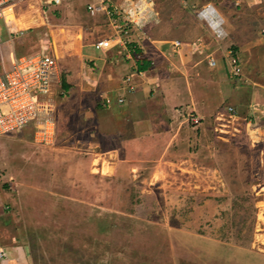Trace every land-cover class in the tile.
<instances>
[{"label":"rangeland","instance_id":"obj_1","mask_svg":"<svg viewBox=\"0 0 264 264\" xmlns=\"http://www.w3.org/2000/svg\"><path fill=\"white\" fill-rule=\"evenodd\" d=\"M99 1L71 0L60 9L27 3L19 18L7 20L16 30L15 19L37 22L12 38L0 19V74L13 56L41 51L58 57L59 73L53 143L38 144L29 125L0 137L3 240L12 244L14 237L23 244L29 264H264V0H115L124 9L138 8L137 26L125 14L113 16L128 25L124 46L156 49L163 56L162 45L175 40L177 47L192 38L198 43L195 52L208 57L204 76L209 70L218 73L214 79L185 75L190 96L198 87L212 92L202 100L207 113L190 143L196 154L185 158L162 153L165 140L154 146L123 140L122 145L118 131L108 129L109 121L113 128L118 122L115 108L145 113L148 106L137 91L141 77L119 72L129 61L122 43L103 51L93 46L118 36L109 15L87 9ZM208 4L225 19L224 40L198 18ZM189 53L168 52L170 60L163 56L169 62L163 87L169 92H176L170 75L177 82L192 69L184 62ZM233 54L242 65L238 78L230 76L227 65ZM217 57L225 60L224 67L220 61L216 68L208 65ZM64 78L69 91L62 88ZM184 82L178 83L176 101L175 95L171 99L188 112ZM120 90L127 91L124 104L98 103L99 95L114 99ZM188 113L198 116L196 110Z\"/></svg>","mask_w":264,"mask_h":264},{"label":"built area","instance_id":"obj_2","mask_svg":"<svg viewBox=\"0 0 264 264\" xmlns=\"http://www.w3.org/2000/svg\"><path fill=\"white\" fill-rule=\"evenodd\" d=\"M0 0V19L3 20L6 28V18L14 15L19 18L18 11L27 3L35 2L43 4L50 9H60L71 0ZM87 9L92 15L105 12L109 15L112 27L117 29L118 36L115 39L107 38L95 43L96 50H109L116 44H127L123 41V36H127L128 25H119L114 15H127L125 18L134 26L138 23L133 19L137 14V7L124 9L115 2V0H100L98 4H89ZM123 9V12L121 11ZM139 10L140 7H139ZM198 18L204 21L211 29L215 38L219 41L228 36L226 22L215 6L208 4L198 12ZM126 25V26H125ZM124 26V27H123ZM8 31V29H7ZM9 33V31H8ZM14 35H23L21 29L17 33H9L10 38ZM3 42L0 36V43ZM13 42V41H12ZM58 57L51 52L41 51L21 56H13L9 68L3 74H0V137L11 135L17 131L25 129L26 126H32L35 132V141L38 144H51L56 137V122L53 118L54 113V95L55 87L59 84ZM209 64L216 65L215 59L211 58ZM230 67L231 77H240L243 74L242 65L239 57L227 59ZM130 81V78L127 79ZM98 103L104 107L112 106L114 99L105 95L99 96ZM123 98L117 100L118 104L124 103ZM232 114H236L234 108H228ZM199 126L202 122L201 117L191 114L188 122ZM5 252L0 251V258L5 257Z\"/></svg>","mask_w":264,"mask_h":264},{"label":"crops","instance_id":"obj_3","mask_svg":"<svg viewBox=\"0 0 264 264\" xmlns=\"http://www.w3.org/2000/svg\"><path fill=\"white\" fill-rule=\"evenodd\" d=\"M189 39H190L189 42H186L185 39H183L182 41H179V45H177V47L182 46V48L176 47L175 42H174L175 40L171 41V43L168 45H162L161 46L162 51H165V52H162V51L161 52L164 53L163 56H165L167 59H169L168 52H173V51L176 52V50H178L179 54L181 56H183L182 55L183 53L188 54L189 52L193 51V53H189L188 57L185 56L184 62H189L188 66L190 68H192V69L188 70V74L180 75L181 76L180 80L177 82H176V75H170L171 79H173V80H171V82L173 83V85H176L175 86L176 92H169L167 86L163 87V84L166 83V77H165L164 73H162V71H164L163 70L164 65L166 64V66H167L169 62L165 61L164 57L160 54L159 50H156V49L153 50V49L149 48L147 50L141 51V49H139L141 53L139 51H138L139 52L138 53V52H136L137 49L135 48V47H137V45L133 46L135 49L132 47L130 49V48H128L127 45L126 46L121 45V46H123L121 48L122 55L124 54L125 57L127 58V60H129V61H128V63L119 66V68H120L119 72L127 73V71H130V72H128V75L132 74V77L139 75L141 77L142 82L140 84V88L137 89V91L139 90V92L143 95L144 106H145V104H147V106H148V110H146L145 113L139 111L137 108H134L133 110H130V111L125 112L123 114L121 112H118V110H120V109L116 110V108H115V110L112 111L113 115L116 112V116H119V115L120 116L116 117L118 122H117L115 128H113V126H111V121H109L110 123L108 122L109 123L108 129L110 131L115 130V129H116V131H118V134H119L118 137H120V141H121L122 145H124L126 142L123 140H127V141L133 140V142H136V143L140 142L143 145H148L151 143V144H153V146L156 145L157 141H158V143H160L162 140H165L166 142L163 145H161V152L162 153H167V154H169V156H173L174 158H176V157H178V158L184 157L185 158V157L191 156V153L194 149H192V145H190V143L193 142V138H195V140H196L198 137H197V134L195 135V129L190 126V124L188 123V119L184 118V116H185V113L189 112V110L192 112L194 110H196V113L198 114V116L203 119L205 114L207 113V111H205L206 106L204 105V103L202 105V100H203L204 96H209V94L212 96V92L210 91L209 93H205L202 91L203 87H200V88L198 87L197 90H198L199 94L197 93V95H195L194 97H193V94H192V96H190V94H189L190 91H187L188 87H187V83H186V79H187L186 77L195 78L198 76H202L205 79L209 75L208 76L209 78L213 77V79H214V78H218V73L214 72V71L211 72L209 70V72H207L209 74H207V76H204V75H206V74H203L205 71V68H206L204 66V63L206 62L208 57L206 59V57L203 55V52L201 50L196 51L197 52L196 53L195 52L196 49H194V47H197L198 43H195V40H193L192 38H189ZM172 43H174V45ZM138 59H147L148 61H150L152 63L151 68L145 72L137 71ZM160 60H161V62L163 61V64L160 62ZM181 61H182V57H179L178 62H179L180 66H181ZM215 61H216L215 66H211L208 63L207 64L209 66H211L212 68H216L217 66H219L218 64L220 61L223 64L222 67L225 66V60H220L219 57H217V59H215ZM155 63H156V66H155ZM170 70H172V69H170ZM169 73H170V71H169ZM125 75H127V74H125ZM153 75H155V77H157V78L153 77ZM185 75H186V77H185ZM146 76H150V77L148 79H146ZM151 76H152V78H151ZM116 77L119 78L118 75ZM159 77H162V78L160 79ZM181 80L185 81L184 85L186 87V95H188V100H189L188 105L186 106V109H188L187 110L188 112H185V109H183V105L181 102L177 105L174 102V101H176V95L179 93L178 87H180V86L178 85V83ZM67 83L70 84L69 81H67ZM158 83H160V84L158 85ZM209 85L211 87V84H209ZM211 88H213V87H211ZM213 90L219 91L218 88H213ZM104 91L108 92L109 90L105 89ZM127 91H130L132 93V92H135L136 89L134 91L133 90H127ZM127 91H125V90L119 91L118 97L114 98V100H115L114 105H119V106L121 105V104H118L116 102L119 99V96L125 97L124 93ZM156 91H158V92L156 93ZM220 93L222 95L223 92L221 91ZM101 95H99V96H101ZM174 95H175V98H173ZM211 96H209V97H211ZM171 97L174 99V101L171 99ZM137 98H138L137 95L134 96L133 98L130 99V102H132V100L134 101ZM83 99H85V96L83 97ZM192 99H194V101H197V102H194V104H198V106L193 107ZM125 102H127L126 97H125ZM79 104L82 106L81 103H79ZM139 104H140V101H139ZM83 106L85 109L86 104H84ZM179 109H180V111H178ZM212 110H214V109H212ZM208 112H210V111H208ZM139 113L141 114V117L139 116V118H134V119L132 118V117L136 116V114L140 115ZM97 114H98L97 111L94 112V116H96ZM190 114H194V113H190ZM143 119H144V121H142ZM132 120H133L134 124L131 123ZM123 121L127 122V124L122 123ZM128 122L131 123L132 125H129ZM106 123H105V125H107ZM124 130L127 131L128 134L120 135V132H122V131L124 132ZM188 135H189V138H187ZM191 135H192V137H191ZM177 138H178V141H176V144L172 143V142H174V139H177ZM142 150H146V149H142ZM142 150H140V151H142ZM193 152H194V154H196L195 151H193ZM1 214L2 213L0 212V215ZM1 225L2 224H1V220H0V251H4L7 256L5 255L6 258H0V264H29L28 254H27L25 247L22 246L23 244H21L14 237L12 239V244H8L7 242H5L3 240V234L1 232Z\"/></svg>","mask_w":264,"mask_h":264},{"label":"trees","instance_id":"obj_4","mask_svg":"<svg viewBox=\"0 0 264 264\" xmlns=\"http://www.w3.org/2000/svg\"><path fill=\"white\" fill-rule=\"evenodd\" d=\"M130 47H132L131 44H130ZM136 52H138V50H137ZM139 52H140V51H139ZM139 52H138V53H139ZM140 53H141V52H140ZM231 56H232V57H238L236 54H233V55H231ZM137 65H138L137 71H139V72H145V71H147V70H149V69L151 68L152 63H151L150 61H148L147 59H138ZM61 85H62V88H63L64 90H66V91H69L70 88H71V85L67 83V81L65 80V78L63 79ZM190 115H191L190 113H185L184 118L189 119V118H190ZM190 126L193 127L194 129H195L196 127H198V126H195V125H193V124L190 125ZM195 130H196V129H195Z\"/></svg>","mask_w":264,"mask_h":264},{"label":"bare ground","instance_id":"obj_5","mask_svg":"<svg viewBox=\"0 0 264 264\" xmlns=\"http://www.w3.org/2000/svg\"><path fill=\"white\" fill-rule=\"evenodd\" d=\"M10 16H7L6 18V25H7V29L9 31V33H17L18 31H20L21 29H25L30 27L31 25H34V23L37 22V20L35 19H30V20H25V19H15V24L18 26L17 28H19V30H16V28L12 27V23H10L7 19Z\"/></svg>","mask_w":264,"mask_h":264}]
</instances>
